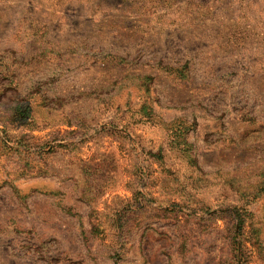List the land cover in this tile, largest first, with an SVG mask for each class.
<instances>
[{
	"label": "rangeland",
	"instance_id": "374dc122",
	"mask_svg": "<svg viewBox=\"0 0 264 264\" xmlns=\"http://www.w3.org/2000/svg\"><path fill=\"white\" fill-rule=\"evenodd\" d=\"M0 264H264V0H0Z\"/></svg>",
	"mask_w": 264,
	"mask_h": 264
}]
</instances>
